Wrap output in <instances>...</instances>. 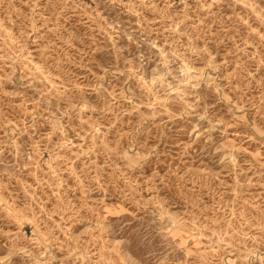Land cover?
<instances>
[{"label": "rangeland", "instance_id": "obj_1", "mask_svg": "<svg viewBox=\"0 0 264 264\" xmlns=\"http://www.w3.org/2000/svg\"><path fill=\"white\" fill-rule=\"evenodd\" d=\"M0 264H264V0H0Z\"/></svg>", "mask_w": 264, "mask_h": 264}]
</instances>
